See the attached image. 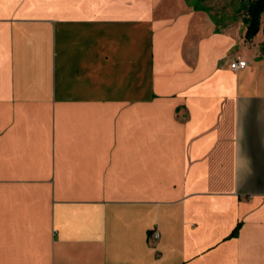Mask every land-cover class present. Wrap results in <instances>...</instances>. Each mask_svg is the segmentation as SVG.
<instances>
[{
  "label": "crops",
  "instance_id": "crops-1",
  "mask_svg": "<svg viewBox=\"0 0 264 264\" xmlns=\"http://www.w3.org/2000/svg\"><path fill=\"white\" fill-rule=\"evenodd\" d=\"M245 32L187 0H0V264H264Z\"/></svg>",
  "mask_w": 264,
  "mask_h": 264
},
{
  "label": "trees",
  "instance_id": "trees-1",
  "mask_svg": "<svg viewBox=\"0 0 264 264\" xmlns=\"http://www.w3.org/2000/svg\"><path fill=\"white\" fill-rule=\"evenodd\" d=\"M197 9H207L206 5L195 3ZM238 11L243 13V22L246 27V38H253L262 29L264 35V0H242L238 7ZM262 49L264 50V38L262 41ZM240 223L237 225L233 234H238Z\"/></svg>",
  "mask_w": 264,
  "mask_h": 264
},
{
  "label": "rangeland",
  "instance_id": "rangeland-1",
  "mask_svg": "<svg viewBox=\"0 0 264 264\" xmlns=\"http://www.w3.org/2000/svg\"><path fill=\"white\" fill-rule=\"evenodd\" d=\"M191 3L199 2L206 5V11L213 20L221 26L230 24L234 21H242L243 13L238 11L242 0H187ZM264 20V16H263Z\"/></svg>",
  "mask_w": 264,
  "mask_h": 264
},
{
  "label": "built area",
  "instance_id": "built-area-1",
  "mask_svg": "<svg viewBox=\"0 0 264 264\" xmlns=\"http://www.w3.org/2000/svg\"><path fill=\"white\" fill-rule=\"evenodd\" d=\"M246 65H247V60L246 59H241V58H238V59L232 61V63H231V66L233 68L244 67ZM153 236L154 237H158L159 236V233H158L157 230H154Z\"/></svg>",
  "mask_w": 264,
  "mask_h": 264
}]
</instances>
